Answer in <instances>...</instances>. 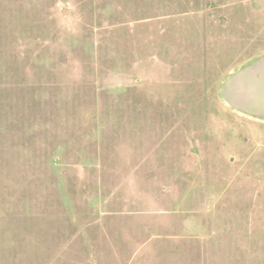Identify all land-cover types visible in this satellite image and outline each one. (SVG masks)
Listing matches in <instances>:
<instances>
[{
  "label": "rangeland",
  "instance_id": "374dc122",
  "mask_svg": "<svg viewBox=\"0 0 264 264\" xmlns=\"http://www.w3.org/2000/svg\"><path fill=\"white\" fill-rule=\"evenodd\" d=\"M0 264H264V0H0Z\"/></svg>",
  "mask_w": 264,
  "mask_h": 264
}]
</instances>
